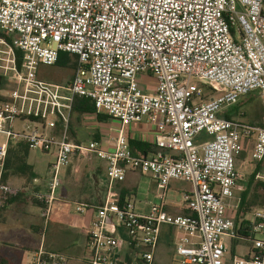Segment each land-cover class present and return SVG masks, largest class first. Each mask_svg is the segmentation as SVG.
<instances>
[{"label": "built area", "instance_id": "1", "mask_svg": "<svg viewBox=\"0 0 264 264\" xmlns=\"http://www.w3.org/2000/svg\"><path fill=\"white\" fill-rule=\"evenodd\" d=\"M61 53L77 58L72 81L62 86L40 79L39 66L56 65ZM141 76L154 79L152 93L141 89ZM2 78L16 85L0 99V133L7 139L0 144V176L11 142L54 151L48 190L32 194L45 221L60 172L76 157L106 161L112 183L139 172L162 191L146 214L136 212L132 199H108L98 207L86 230L87 264H153L164 225L180 232L179 264H264V208L246 219L244 236L234 203L244 140L252 141L251 162H264V118L252 125L222 116L251 93L264 98V0H0ZM76 97L91 100L97 113L124 127L152 125L155 150L135 155L123 133L113 146L70 142ZM24 118L34 127L24 129ZM19 119L23 126L16 131ZM37 125L59 128V136L41 133ZM201 133L210 138L196 141ZM172 181L191 186L184 194L187 216L166 211ZM18 194L0 178L1 199ZM85 208L80 204L77 212ZM226 239L249 241L251 254L229 257ZM31 264L69 259L41 249Z\"/></svg>", "mask_w": 264, "mask_h": 264}, {"label": "crops", "instance_id": "2", "mask_svg": "<svg viewBox=\"0 0 264 264\" xmlns=\"http://www.w3.org/2000/svg\"><path fill=\"white\" fill-rule=\"evenodd\" d=\"M69 57L72 63V73H74L77 58L71 54ZM15 85L13 79L2 78L0 99H3L14 89ZM140 85L142 86L141 79ZM144 91L153 92L152 89L147 88ZM241 112L242 109H238L235 105L229 110H225L222 116L225 117V114H228L231 116L230 119L239 120L237 114ZM17 124L22 127V119L14 123V129ZM37 126L41 133L59 136V128L51 131L47 128L44 129L41 125ZM30 127H34V125L29 124V120L24 118V129ZM122 133L128 138L135 155L148 157L155 150L156 130L146 122L124 127L118 120L105 113L80 114L73 110L71 112L68 140L72 143H88L97 140L103 141L108 146H113ZM11 143L16 144L17 142ZM251 148L252 141L244 140L241 155L236 159V168L242 175L240 189L236 191L235 205L237 206H241L245 201V196L248 202L249 198L253 197L251 200L254 201L257 197L248 195L247 191L241 192L245 184L247 183L246 187H248L252 179L257 180V175L264 177L262 169L264 162H251ZM54 161V151L42 152L29 149L24 175L15 174L8 178L6 183H11L19 189V194L11 200L10 197L6 200L0 198V229L8 235L13 233L11 239L0 240L1 264H31L33 256L41 249L48 253L66 256L69 259V264H87L84 260L87 244L86 230L98 207L104 205L108 199L123 202L133 199V197H138L140 204L151 207L155 204L148 202L151 195L160 202L162 191L159 190L157 181L150 175L130 171L124 181L112 183L107 175L108 163L106 161L94 155L76 157L69 166L60 172L61 185L56 192L50 217L48 221H45L42 206L33 199L32 194L48 190L51 178L50 166ZM180 182L183 181H172L166 191V211L172 215L187 216L190 212L184 204V194L191 188L178 185ZM171 191L178 192L183 196L182 205H176L173 201H169ZM80 204L86 205L83 213L77 212V207ZM134 204L136 212L140 213L137 211L136 201ZM255 209L258 208H254L251 212L247 210L248 212H244L245 214L242 216L247 217ZM246 217L245 219H247ZM118 234L126 238L123 229H119ZM179 236L180 232L177 229L167 225L161 227L153 264H174L175 260L179 259L175 251ZM241 241L247 243L246 251L240 254L231 252L229 257L251 254L249 241L240 239L231 240V243L234 247V245L242 243ZM140 264L143 263L140 262Z\"/></svg>", "mask_w": 264, "mask_h": 264}, {"label": "rangeland", "instance_id": "3", "mask_svg": "<svg viewBox=\"0 0 264 264\" xmlns=\"http://www.w3.org/2000/svg\"><path fill=\"white\" fill-rule=\"evenodd\" d=\"M37 75L40 79L47 81V82H52L54 84L57 85H66L68 83H70L72 81V77H73V73H72V63L70 65L64 66L62 64H56L54 66H45V65H40L38 68V72ZM141 89H152L154 87V80L151 77L148 76H141ZM193 83L198 84L197 80H193ZM151 93V92H149ZM238 109H242V112L237 114L238 115V119L242 122L245 123H249L252 125H258L259 123L262 122L263 118H264V98L261 97V95L257 94V93H251L250 95H248L247 97H244L237 105ZM229 108H226V110H229ZM225 111V110H224ZM20 125H16L15 129L19 130L20 128L22 129V127H19ZM210 137L206 134V133H201L198 137V139L196 141H204V140H208ZM6 136L3 133H0V144H5L6 142ZM246 142V141H245ZM241 155V154H240ZM239 163V162H238ZM237 163V165H238ZM241 163V161H240ZM263 169V174H264V167ZM262 181L260 179H252L247 186V183L245 184V187L243 188L242 191H247L248 195H256L257 197L253 200L252 198H249V204L250 206L247 207V210L249 212H251L254 208H264V189H261L257 186V182ZM11 184V183H10ZM13 187H15L13 184H11ZM178 185L183 186V187H187V188H191L190 184L186 183V182H180ZM171 197H169V201H173V203H175L176 205H182V201H183V196L175 191H171ZM149 201L148 202H152L155 204H158L159 200H155L152 195L149 197ZM134 202L136 201L137 203V211L143 214L148 213V211L150 210V206H146L143 204L139 203V199L138 197H133L132 199ZM252 201V202H250ZM236 202V200L234 201V203ZM160 203V202H159ZM247 211V212H248ZM242 216V215H241ZM240 217V216H239ZM242 217H246V216H242ZM251 217V213L249 215H247L246 218H250ZM13 236L12 235H8L4 230L0 229V240H9L11 239ZM226 245H227V249H228V256L231 255V252H234L235 254H240V253H244L247 249V243L241 241L242 243L236 244L233 247V244L231 243L230 239H226ZM179 259L177 258L175 260L174 264H179Z\"/></svg>", "mask_w": 264, "mask_h": 264}, {"label": "trees", "instance_id": "4", "mask_svg": "<svg viewBox=\"0 0 264 264\" xmlns=\"http://www.w3.org/2000/svg\"><path fill=\"white\" fill-rule=\"evenodd\" d=\"M69 55L70 54L68 53H61L56 64H62L64 66L70 65L71 60ZM18 63L20 64V60L18 61ZM73 111H76L80 114H84V113L96 112V109L91 100L86 98L76 97L73 102ZM225 118L230 119L231 116L225 114ZM28 153H29V146L26 142L20 141L17 142L16 144L10 143L8 147L7 158L3 167V171L1 173L2 183H6L11 175H15V174L24 175V166H26ZM257 186L261 189H264V182H257ZM13 197L16 196H12L9 199L11 200ZM244 199L245 201L237 209V212L235 214V221L237 225L241 226V229L239 230L240 234L245 236L246 235L245 227L248 221L245 219V217H242L241 215H244L245 214L244 212H247V207H249L250 204L246 200V196L244 197Z\"/></svg>", "mask_w": 264, "mask_h": 264}]
</instances>
